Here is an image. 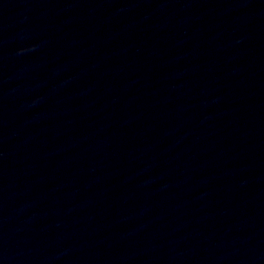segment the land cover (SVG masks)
Returning <instances> with one entry per match:
<instances>
[{
    "label": "water",
    "instance_id": "95a60500",
    "mask_svg": "<svg viewBox=\"0 0 264 264\" xmlns=\"http://www.w3.org/2000/svg\"><path fill=\"white\" fill-rule=\"evenodd\" d=\"M0 264H264V0H0Z\"/></svg>",
    "mask_w": 264,
    "mask_h": 264
}]
</instances>
